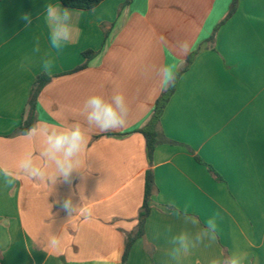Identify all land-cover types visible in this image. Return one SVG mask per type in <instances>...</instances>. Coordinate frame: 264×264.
<instances>
[{"label":"crops","instance_id":"0c3cea01","mask_svg":"<svg viewBox=\"0 0 264 264\" xmlns=\"http://www.w3.org/2000/svg\"><path fill=\"white\" fill-rule=\"evenodd\" d=\"M124 2L81 10L60 0L0 1V163L16 170L26 153L39 155L44 145L42 136L17 130L49 53L56 67L38 96L35 126L79 123L87 138L79 171L68 180L53 185L21 175L6 186L0 178V264H122L148 171L155 181L151 210L126 264H212L225 253L264 264V0H238L223 24L232 0H132L122 8ZM48 3L72 13L74 38L60 53L48 43ZM24 13L32 17L27 29ZM88 50L96 56L76 70ZM190 55L161 118L163 135L175 143L159 144L150 162L138 130L168 86L166 68L176 73ZM117 93L125 98L127 123L90 128L86 98ZM69 199L71 212L64 207ZM173 207L198 223L171 215ZM210 217L217 219L216 239L205 237L172 260L171 237H194ZM52 235L59 237L56 247Z\"/></svg>","mask_w":264,"mask_h":264},{"label":"clouds","instance_id":"9594fccd","mask_svg":"<svg viewBox=\"0 0 264 264\" xmlns=\"http://www.w3.org/2000/svg\"><path fill=\"white\" fill-rule=\"evenodd\" d=\"M44 18L49 27L48 43L57 53L63 51L66 44L74 38V26L72 24V13L58 4L48 3L44 7ZM20 19L25 22V28L31 26L32 17L24 13ZM33 52H40V40L36 38L33 42ZM41 67L45 75L51 76L56 67L55 57L50 53L42 58ZM174 71L166 68L164 73V84L169 85L174 81ZM88 126L98 128L101 131L116 130L127 123L128 107L122 94H115L111 99L103 95L94 94L86 98L83 104ZM27 137L42 136L44 145L39 155L31 152L26 153L19 161L17 169L14 170L0 163V178L6 186H12L21 175L41 182L55 184L62 177L68 180L74 171H79L77 162L80 154L87 144V138L82 126L75 123L65 129H58L55 124L41 123L33 126L25 133ZM53 167L52 173L48 168ZM64 207L70 212L74 210L71 200L64 202ZM171 215L182 217L185 223L197 224L198 221L189 216L187 211L181 213L179 208L173 207ZM218 224L216 217H210L205 222V227L194 237L186 232L172 236L170 244L172 248L169 256L176 260L182 253H187L191 247L201 243L205 237L216 239ZM60 243L57 235H52L49 244L52 247ZM212 264H243V257L233 254L222 261H212Z\"/></svg>","mask_w":264,"mask_h":264},{"label":"trees","instance_id":"16d2710c","mask_svg":"<svg viewBox=\"0 0 264 264\" xmlns=\"http://www.w3.org/2000/svg\"><path fill=\"white\" fill-rule=\"evenodd\" d=\"M1 1V0H0ZM62 4L69 8L88 10L97 7L104 0H60ZM132 0H125L122 8L128 6ZM238 5V0H232V4L228 14L226 15L224 21L220 24H223L226 20H228L236 11ZM111 29L105 31V37L107 38ZM217 30V28H216ZM215 30V32H216ZM214 32V34H215ZM214 41V35L211 37L210 42ZM97 52L88 50L83 53L85 58V63L78 67L76 70H80L85 68L88 65V62L96 56ZM193 59V55H190L187 59V63L184 68L178 70L174 75L173 83L169 84L161 93L159 98L156 101L154 111L147 121V123L141 127L138 131L144 136L146 141V146L148 150V157L150 162L152 161V157L156 147L161 143H171L174 144V141L167 139L161 129V118L164 112L166 105L168 104L171 96L175 92L176 84L180 75L188 69ZM52 77L41 74L39 75L32 87L30 97L27 104L26 112L23 115V121L18 128L17 132L21 134H25L27 130L35 126L37 120V100L42 89L51 81ZM197 160L201 163H204L202 159L197 157ZM211 173L216 177V179L221 180L220 175L213 169L212 166L208 165ZM155 190V181L154 175L151 171H148L146 174V184H145V194L142 207L139 211L138 215V227L131 234L127 235L124 247V254L122 257V264H126L130 250L134 244V242L144 236V227L146 219L150 213V200L152 194ZM228 258L227 253H225V259Z\"/></svg>","mask_w":264,"mask_h":264}]
</instances>
